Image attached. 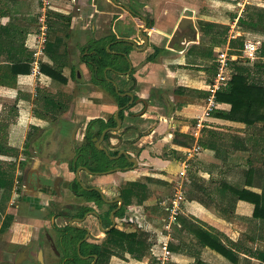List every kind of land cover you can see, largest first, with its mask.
<instances>
[{"label":"crops","instance_id":"0c3cea01","mask_svg":"<svg viewBox=\"0 0 264 264\" xmlns=\"http://www.w3.org/2000/svg\"><path fill=\"white\" fill-rule=\"evenodd\" d=\"M35 1L37 2V0ZM24 3V0L9 2V8H6L4 13L0 6V31L3 30L0 33V66L12 65L10 62H19L21 55L32 54L31 50L26 52V38L21 39V32L24 35L28 33V37L33 39L36 31L35 25L30 24L26 20L27 17H24L21 12ZM60 3V0H55V7L59 12L52 13L61 14L66 19L58 20L54 15L53 31L42 65L64 67L63 75L68 84L57 82L41 71L40 75L19 76L16 89L0 88V108L16 106L19 112L18 118L9 130V145L20 152L17 171L11 177L15 183L13 199L21 195V192L17 191L16 184L19 183L21 165L24 163L23 157H25L24 150L31 128H34L37 134H41L39 137L41 142H38L36 147L40 159L34 166L33 174L46 179H55L54 186L51 187L47 183L39 186L33 185L34 189L27 196L29 198L27 205L34 208L32 210L41 211L44 214L41 219H33L26 212L23 215L25 217H21L20 203L16 204L17 201L12 200L11 205L16 204L17 206H12L13 208H9L6 213L14 219L9 229L4 234H0V238L9 231L13 232L9 242L12 246L16 245L18 248L25 249L29 256L33 241L38 235L37 231L45 227V217L54 215L52 212L55 211H50V206L57 208L58 205L64 203H67L65 204L67 208L76 209V213L82 212L83 214L85 208L92 212L88 213L84 221L79 218L73 221L72 218L76 213L68 215L69 217H63L61 213L54 215L55 223H58L60 219L65 220L63 225L58 224L57 229H64L75 224L73 226L86 227L89 230L93 228L91 239L95 236H99V239L103 232L106 235L108 232L105 230L108 229L103 231L97 229L96 219L92 217L96 216L94 215L96 210L93 209H96V205L100 206L102 202L97 200L96 196V198L78 196L73 190L76 180L68 181V178H65L68 185L67 188L64 187L63 172L69 166L64 157L69 152L68 139L72 142L74 140L83 142L77 149L78 154L75 160L73 159V162L75 161L74 169L77 170L75 179H77L81 190L97 192L94 190L97 188L103 194L104 192L111 194L114 190L117 191V195L122 194L119 197L123 199L124 208L128 204L136 203L140 208L144 207L146 201L151 197L148 192V199L143 204L139 203L136 184L145 185V182H137V178L142 177L143 174L146 177H154V173L149 174L150 171H157L161 177L171 173H173L171 176H176L180 170V162L184 160V152L190 149L194 143L191 133L201 119L205 128L202 131L199 144L201 143L200 146L203 150L200 156L192 162L189 170L187 202L185 213L182 216L199 222L200 226L207 230L212 228L236 243H240L236 238L239 233H242L240 235L245 239L240 243L239 264H261L253 255H250V252L264 251L263 249L259 250L260 235L257 234L256 238L248 236L249 229L247 228L251 223L257 225V231L260 226L264 228V222L254 219L255 206L244 201L234 200L230 193H218V188L223 182L233 185V182L239 181L238 178L233 180L235 179L233 175V178L230 177L232 171L240 169L242 166L240 162L236 163L234 158L237 157L239 160L240 157L246 156L247 160V155L251 150L249 148L251 141L254 149L253 140L256 138L260 141L261 139L255 137L253 132L240 131L248 130L246 125L213 115L214 112H229L231 105L216 100L212 83L217 73L211 74L212 72L209 73L207 70L213 71L217 66L219 54L224 53L235 58L230 67L232 78L235 73L242 71L248 76L250 83L264 86V0H69V4H64L65 7L60 6ZM124 6H127L133 13L124 9ZM26 7L34 12L39 5L38 3L35 5L34 0H28L25 4ZM145 26L147 29L144 31L146 33L144 35L148 39V46L141 38V32ZM88 36L91 37L88 44H83ZM11 38L14 39L12 45H10ZM245 41L258 44L254 61L242 57L241 51ZM95 43L105 45L108 53L112 56L109 59L112 65L104 71L107 81L115 86L116 92L118 91L117 93L123 99H130L128 104L132 99L127 94H133L135 97V103L126 109L128 112L125 120H120L122 131H118L120 132V138H117L118 143L111 145L106 140L107 133L100 144L108 154L104 150H98L97 142L105 131L112 129L109 126L113 120H116V115L121 108L117 99L98 80V72H93L82 61L85 56L84 49ZM10 58L13 60L11 61ZM74 74H77L78 77L74 78ZM72 80L77 83H72ZM4 89L7 90V93ZM74 89H78L76 94L80 95L78 98L71 97ZM55 91L56 93L52 96V92ZM42 94L44 95L42 96ZM39 95H41L39 104L41 103L42 108L40 113L32 111L34 98ZM55 95L59 96L55 97ZM50 96L55 99L58 106L48 112L47 103L50 102ZM52 117L58 119L57 130L59 128V132L70 135V138H66L62 148L55 145L49 147L46 145V141L42 140L44 134H47L44 122H49ZM74 121L78 126L70 129L72 127L70 122ZM96 121L105 122L107 127L99 123L91 126ZM62 127L66 130H61ZM89 127L92 129L93 135L102 131L101 136L94 137L92 142L98 152L104 153L112 161L109 165L103 162V167L107 164L108 170L101 174L105 173L106 175L91 174L93 172L89 169L99 167V165L96 161H93L94 164L91 161L86 163V159L83 157L87 152L82 149L86 147L87 150L89 145L87 142ZM118 132L110 131L109 133ZM176 138L184 143H176ZM122 139L126 141L124 144L129 147L122 145ZM258 149L260 154L264 153L263 146L260 145ZM124 152L128 154L130 160L137 161V166L125 156ZM115 153L118 155L114 156ZM165 154L167 156L163 157ZM169 158H174V160ZM0 159L16 161L7 157H0ZM83 161L84 163H82ZM78 162L80 163L78 164ZM125 163L132 166L114 167L125 165ZM173 164L176 165V168ZM86 174L93 178L108 176L111 182L103 180L102 183L100 182L101 184L87 186L83 182L86 179ZM120 180L125 181L124 187L118 184ZM168 181H171V178ZM112 182L113 185H111ZM81 190H78L79 193ZM68 191L77 202L68 203L65 200ZM99 195L101 196L100 193ZM38 197L40 200L37 199ZM19 198L21 202V196ZM88 201L94 203L88 204ZM219 205H223L229 210L220 211ZM4 220L5 218L0 222V227ZM116 228L123 232L122 227ZM180 228L184 230L182 225ZM57 229L54 230L56 246ZM96 230H98V234ZM174 232L170 249L171 245H175ZM91 239L85 242L100 244L90 241ZM194 242V247L199 248L198 254L201 255L204 262H206L205 256L218 255L208 248H201L196 239ZM251 244L258 245V247L251 248ZM171 251L173 252V264H194L190 262L191 258L186 253L184 255V253H176L172 249ZM194 252H197L196 249ZM150 256L151 254H147L142 261H137L128 254L125 255V258L114 256L112 257L114 259L111 258L109 263L103 264H131V261L136 264H145ZM219 256L217 257L220 264H232ZM38 258L40 261L41 256L39 255ZM84 259L86 260V257ZM28 261H31L30 257L26 260V262ZM209 263L214 264L210 261Z\"/></svg>","mask_w":264,"mask_h":264},{"label":"trees","instance_id":"16d2710c","mask_svg":"<svg viewBox=\"0 0 264 264\" xmlns=\"http://www.w3.org/2000/svg\"><path fill=\"white\" fill-rule=\"evenodd\" d=\"M16 0H0L1 11L8 7L9 2H14ZM39 10V7L35 12ZM55 17L58 20L66 19L61 14L50 13L51 19ZM50 21V30L52 31L53 26ZM150 25V23H149ZM146 34V33H145ZM51 35V32H50ZM50 39V36H49ZM13 38H11L10 45L13 44ZM48 45V44H47ZM47 50V48H46ZM83 54L85 56L82 61L85 62L93 72H98V80H100L105 87V89L110 92L118 101L119 107L124 108L128 102L129 98L123 99L117 92L113 84H110L104 76V71L112 64L109 59L112 57L108 53L105 45L101 43L91 44L84 49ZM12 61L13 59L10 58ZM33 62L32 54L21 55L19 62H10L12 65L0 66V88L6 89H16L17 81L19 76L31 75ZM64 67H49L48 65L41 64V71L43 74L47 75L51 79L60 82L64 85L68 84L67 79L63 75ZM127 66V70H128ZM121 70V69H120ZM211 74L217 73V66L214 67L213 71L207 70ZM77 74H74V78H77ZM7 93V90L4 89ZM52 96H50V102L47 103L48 112L50 109H54L58 104L55 103ZM216 100L218 102L227 103L231 105V110L229 112H214L213 115L220 117L221 119L242 123L248 128L255 131L254 136L259 137L264 140V86L250 83L248 76L242 72L238 71L233 76L230 85L225 90H222L216 94ZM128 110H123L120 114V120L124 121ZM18 108L16 106L0 108V157H7L15 159L14 162H7L0 159V222L5 218L2 227H0V234H4L10 227L13 217L7 215V205L12 199L14 190V181L11 177L16 173L18 168V158L20 156L19 150L12 148L9 145V130L12 124L18 118ZM99 123L102 126H106L103 121H96L91 124L94 125ZM90 126V127H91ZM116 120H113L109 127H116ZM89 127V132L87 134V142L90 148V154L85 153L86 161H96L99 167H91L89 170L94 173H101L108 170V166L112 161L105 156L104 153H100L95 148L92 139L94 137H100L102 131L97 135L91 133V128ZM107 127V126H106ZM112 133L106 136V139L112 137ZM176 143H184L179 138H176ZM201 145V143H200ZM264 150V148H263ZM103 155L104 159L101 160L100 155ZM115 153L114 156H117ZM261 162V167L250 168L245 174V181L238 185H231L229 183L223 182L218 188V193L221 194L230 193L232 198L236 201H244L255 206L254 219L264 222V153L258 157ZM257 159V160H258ZM103 162L107 164L103 167ZM107 166V167H106ZM10 179V180H9ZM138 191L139 203L143 204L148 199V191L145 185L136 184ZM80 185L77 181L74 183L73 190L78 196H84L90 198L93 196L97 197V200L103 203L99 193L97 192H86L81 190ZM96 196V197H95ZM128 204V202H127ZM219 210L226 212L229 210L223 205H219ZM124 212V211H123ZM123 212L119 213L118 216H122ZM180 223L183 229L191 234L198 242L201 248H208L217 254L221 255L223 258L231 262L232 264H239L238 254L241 252L240 243L233 242L229 238L222 235L220 232L210 228L209 230L200 226L199 222H195L192 219L186 218L185 216L180 217ZM58 241L57 247L61 253V264H90L89 261L85 260L84 257L90 255L92 260L97 256L96 264L109 263V260L114 257H123L128 254L132 256L137 261H142L148 254L149 244L148 238L145 236H139V233L121 232L117 229H112L106 234V240L100 244H91L85 242L81 245L80 253L78 252V244L85 238L86 233L79 229H74L72 227H66L64 229H57ZM171 249L179 253L180 248L175 245H171ZM122 253V254H121ZM250 255L264 264V251L250 252ZM91 260V261H92ZM196 264H209L204 262L200 258L197 260Z\"/></svg>","mask_w":264,"mask_h":264},{"label":"rangeland","instance_id":"374dc122","mask_svg":"<svg viewBox=\"0 0 264 264\" xmlns=\"http://www.w3.org/2000/svg\"><path fill=\"white\" fill-rule=\"evenodd\" d=\"M28 0H24V4H23V7H21V12L23 13L24 17H27V21L32 24V25H35L34 27L37 28V19H36V12L34 11H30L27 9V7L25 8V4L27 3ZM32 1V0H31ZM69 0H60V6H64L65 3L69 4L68 3ZM35 2V5H37L38 2ZM66 4V5H67ZM65 7V6H64ZM33 12V13H32ZM27 14V15H25ZM238 14V12H237ZM55 21H53V19H51V23L54 24ZM51 24V25H52ZM3 30L1 29L0 33L2 32ZM53 31V30H52ZM52 31L50 30V32L52 33ZM29 34L26 33V35H24L22 32H21V39L23 38H26V52H29L28 50H30L31 48V44H32V38L31 37H28ZM51 36V35H50ZM35 39V38H34ZM84 39V38H83ZM91 39L90 36H88L87 39H85L84 41L81 39V41H83V44H88L89 40ZM74 49V48H73ZM76 69L78 70V66L76 67ZM74 82V84H76L77 82H75L74 80H72V83ZM73 87V86H72ZM79 88V87H77ZM69 90V89H68ZM78 89H74L73 91V94L71 95V97L73 98H78L80 95H76L77 94V91ZM72 92V91H71ZM56 93L55 92H52V96H54V94ZM41 94V93H39ZM45 94V93H44ZM42 94V96L44 95ZM66 94V93H65ZM47 95V93H46ZM41 95L37 96L35 99V101L33 102V109L32 111H37V112H42V108L39 104V98H40ZM59 95H55V97H58ZM54 97V98H55ZM77 119V118H75ZM57 122H58V119L55 117H52L49 119V122H44V125H45V129L47 130V134H44V138H42V140L44 139L46 141V145L47 146H52V145H55V146H58V148H62L63 145H64V142H66V138H70V135H66V133H62V132H59V128L57 130ZM64 124L65 122L62 121ZM72 127L70 129H73L75 128L76 126H78V124L74 121V122H70ZM148 124V123H147ZM150 126V125H149ZM65 127V125H64ZM69 129V128H68ZM61 130H66L65 128L62 127ZM92 130V129H91ZM90 130V131H91ZM34 128H31L30 131H29V137H28V140H27V144H26V148L24 150V156L23 157V161L24 163H22L21 165V175H20V179H19V183L18 185L16 184V187H17V191H20L21 192V202L19 201V197L18 196L17 198L15 197L12 200L14 201H17L16 204H18V202L20 203L19 205H21V217H25L23 216L26 213H28L33 219H41L44 217V214L41 212V211H35V210H32L34 208H31L30 205H27L28 203V199L27 196L28 194H30V192L34 189L32 188L33 185H36V186H39L41 184H44V183H47L49 184L51 187L54 186V180L53 178H49V179H46L45 177H33V172H35L34 170V166L36 165L37 161L40 159V156H38L37 154V144H38V140H40L39 137H41V134L38 133L37 134V131H35ZM122 131V130H121ZM120 131V132H121ZM240 131H245L244 133H246L247 131L248 132H253V135L255 133V131L251 128H249L248 130L247 129H244V130H240ZM120 132L112 135L113 136V141H112V138L110 140V144H117L118 141H117V138H120ZM62 133V134H61ZM42 134V136H43ZM261 139V138H260ZM250 140H253V139H250ZM123 141V139L121 140ZM113 142V143H112ZM126 141H123L122 142V145L125 146V147H129L127 144H124ZM253 142L255 143V147L254 149L252 148V141H251V145H249L250 147V154L247 155V160H246V156H243V157H240L239 160H237V157H235L234 159H236V163L237 161L240 162L242 164V166L240 167V169H236L234 171H232L230 173V177L231 178H235L233 180H236L237 178L239 179V181L237 182H233V185H238L239 183L241 184L242 180L245 179V174L247 173V169L249 168H259L261 167V162L260 160L258 159V157H260L262 154H260V150L258 149L261 146H263L264 148V140L261 139L260 141H258V139H254ZM68 143V149H69V152L67 154L64 155L65 157V161L69 164V166H67L65 169H64V187L67 188V185H68V181H73L75 180V173H76V169H74V162H73V159L75 160L77 154H78V150L79 149V146L83 144V142H77L76 140H74L72 142V140L68 139L67 141ZM261 143V144H260ZM86 144V143H85ZM60 145V146H59ZM82 151H86L88 154H90V151H89V146L86 150V147H84L82 149ZM263 151V150H262ZM135 152H137V150H135ZM101 158H103L104 156L99 154ZM167 156V154H165L163 157ZM55 157V156H54ZM59 157H61L59 155ZM173 157V156H172ZM174 157L176 158V156L174 155ZM63 158V157H61ZM83 158V157H82ZM169 159H173L174 158H169ZM258 159V160H257ZM7 160V159H6ZM19 161V159H18ZM18 161H17V164H18ZM91 163H93V160H91ZM7 162H10V160ZM14 162V161H12ZM81 162V161H80ZM78 162V164L80 163ZM84 163V161L82 162ZM86 163H88L86 161ZM94 164V163H93ZM77 167L79 165H76ZM125 166H128V167H131L132 165H129L127 163H125V165H122V166H114L115 168H122V167H125ZM174 168H176V165L173 164ZM140 167V166H139ZM138 167V168H139ZM68 168H69V171H68ZM55 170V169H54ZM52 170V171H54ZM154 173V177H146L145 174H143L142 177L140 178H137V182H145V186L146 188L148 189V192H150V200L146 201V204L145 206H141L140 207V210H138L139 212H141L143 215H146L148 216L149 219H151L152 223H157L156 226L158 228V230L160 231H163L162 230V227L159 225V221H160V216H159V202L164 200V199H167L169 198L170 196H172L174 194V191H173V185L175 184L174 183V179H175V175L171 176V174L169 175H166L165 177H161V174H159L157 171H150L149 174H152ZM233 175V177H232ZM18 176V175H17ZM82 176V175H81ZM16 178V177H15ZM65 178H68V181H66ZM85 181L84 184L87 185V186H90V185H98V184H101L103 180H106V182H111V179L107 176L106 178L104 177H97V178H93V177H88V175L86 174L85 175ZM146 178H149L148 180ZM171 178V181H168L170 180ZM26 181V182H25ZM30 182V183H29ZM101 182V183H100ZM74 183V182H73ZM26 184V186H25ZM118 184H121L122 187L125 186V181L124 180H120L118 182ZM28 185V186H27ZM113 185V182L112 184ZM100 186H104V185H100ZM25 188H27L25 190ZM69 193H66L65 195V200H67L68 203H74V202H77L75 199H73L72 195L70 194V191H68ZM1 193V192H0ZM187 194H188V191L186 193V197H187ZM221 194V193H219ZM104 195L106 196V198H113L115 195H117V191L115 192L114 190H112V193H108V192H104ZM122 195V194H121ZM121 195H118V196H121ZM38 200H40V197L37 198ZM11 201L9 202L8 206H7V210L10 208H13L12 206H17L16 204L14 205H11ZM135 202V201H134ZM26 203V204H25ZM52 203V202H51ZM136 203V202H135ZM65 204L67 203H64L63 205H58L57 208H55V206L51 209L50 211H55V212H52V214L54 215H57V214H62L63 217H69L68 215H73L74 213H76V209H69L65 206ZM121 205V204H120ZM134 205L137 206V203L136 204H128L126 208H124V212L123 214L125 213L126 216L128 217L130 215V213L132 212V210L134 209ZM64 206L67 208L64 209ZM139 206V205H138ZM137 206V207H138ZM76 208H78L77 206H75ZM55 208V209H54ZM57 209V210H56ZM30 211V212H29ZM29 215H27L28 217H30ZM54 215H50L49 217H45V221L46 223L44 224L45 227H42V229H40V231L38 230L36 234L37 237H36V240L33 241V247L31 248V251H30V254L29 256L24 255L22 256V260H21V264H61V253L59 252V250L57 249V246L55 245V232L54 230L58 227V224H61L63 225L65 220L64 219H60L58 220V223H55V218H54ZM34 217H37V218H34ZM109 225H106V228H108ZM181 224L177 226L176 230H175V245L178 246L180 249L179 253L180 254H183L185 255H189L188 257L191 258V261L190 262H193L194 264L197 263V260L200 258L201 259V255H199V248H196L194 247V240L195 238L191 235V234H188L186 231L182 230L180 228ZM125 227V226H123ZM247 228L249 229L248 230V236H252L253 238H256V235L259 234L260 235V243H261V246H259V250L260 249H263L264 250V228L263 226H260V229L257 231V225H255L254 223H251V225ZM114 229H117L116 227ZM125 230H123V232L125 233H130L127 228H124ZM97 234H98V230H96ZM139 236H142L143 238L145 236H147L148 238V243H149V251H148V254L150 255L152 253V251L155 249H158L162 242H163V236L162 235H159L158 233H156L155 235L153 234H146V233H142V232H138ZM242 234V233H239V235ZM237 236V240L238 242L242 243L241 241L245 238H243V236ZM13 236V232L9 231L6 235L2 236L0 238V264H17L18 261H19V248L15 245V246H12V244L9 242V240L11 239V237ZM93 239V240H92ZM90 241L92 242H103L104 239H106V235L104 234V232L100 235V238H92ZM241 239V240H240ZM57 241V240H56ZM54 242V244H53ZM199 247V246H198ZM258 247L257 246H254L251 244V248H256ZM194 249H196L197 252H194ZM122 254V253H121ZM201 254V253H200ZM41 256L40 258V261L38 260V256ZM217 255V254H216ZM219 256V254L217 255ZM213 255V256H205L204 260L206 262L209 263L210 262H213L214 264H220V260L218 259V257ZM28 257H30L31 261H28L26 262V260L28 259ZM220 258H223L222 256H219ZM203 258V257H202ZM26 259V260H25ZM114 258H112L113 260ZM118 259H121V258H118ZM225 259V258H223ZM111 260V262H112ZM122 261H125V262H129V261H126V260H123L121 259ZM146 260V259H145ZM144 260V261H145ZM202 260V259H201ZM219 260V262H218ZM195 261V262H194ZM93 261H89L90 264H93L92 263ZM20 264V263H19ZM131 264H136L135 262L131 261ZM210 264V263H209Z\"/></svg>","mask_w":264,"mask_h":264},{"label":"built area","instance_id":"2783aa9c","mask_svg":"<svg viewBox=\"0 0 264 264\" xmlns=\"http://www.w3.org/2000/svg\"><path fill=\"white\" fill-rule=\"evenodd\" d=\"M75 1V0H72ZM39 10L36 12L37 28L34 33L31 44V52L33 62L31 64V75L41 74V64L45 56L47 44L50 36V13L59 12L55 7V0H37ZM35 38V39H34ZM258 44L251 41H245L242 52V57L254 61L256 59ZM235 58L229 57L227 54L220 53L217 61V75L212 83L214 96L229 87L232 80L231 62ZM214 99V97H212ZM209 116V114H207ZM205 128L204 122L200 119L195 125V129L191 133L194 143L190 149L184 152V160L180 162V170L174 179L173 191L174 194L167 199L159 202V225L163 231L158 230L156 224L152 223L148 216L143 215L139 207L134 206V209L127 217L124 213L116 220V227L127 228L129 232L137 231L146 234L155 235L158 233L163 236V242L158 249L152 251L151 256L145 264H173V252L170 249L172 242V234L174 229L180 225V217L185 213V205L187 202V189L190 181L189 170L191 164L195 161L202 152V147L199 142L202 138V131ZM125 226V227H123Z\"/></svg>","mask_w":264,"mask_h":264},{"label":"flooded vegetation","instance_id":"af4514ba","mask_svg":"<svg viewBox=\"0 0 264 264\" xmlns=\"http://www.w3.org/2000/svg\"><path fill=\"white\" fill-rule=\"evenodd\" d=\"M111 128H116V127H111ZM108 134H110L109 132H108ZM107 134V135H108ZM113 135L114 134H116V133H112ZM113 137V136H112ZM111 137V138H112ZM107 140V139H106ZM108 141L110 142V138L108 139ZM38 142L40 143L41 142V140H38ZM77 171V170H76ZM83 171V170H82ZM94 173V172H93ZM95 174H101V173H95ZM33 175V177H35V178H37L38 176H36V175H34V174H32ZM76 181H77V179H75ZM26 182V181H25ZM30 183V182H29ZM25 186H26V184H25ZM28 186V185H27ZM27 188H25V190H26ZM28 190V189H27ZM105 196V195H104ZM101 197V196H100ZM101 199H102V201H103V203H101L100 204V206H98V205H96L95 207H96V209H93L94 211L96 210V214H94V215H96V216H92V217H95V219H96V226H97V229H99V230H101V231H103L104 229H106V225H109L108 226V228L107 229H110L112 226H114V228L117 226L116 225V220H117V218L119 217L118 216V214L119 213H121V212H123L124 211V206H123V204H124V202L121 204L118 200L119 199H121L118 195H115L113 198H106V196H105V199H103L102 197H101ZM123 200V199H122ZM90 203H94V202H92V201H88V204H90ZM121 204V205H120ZM85 207H83V209H84ZM86 209V210H85ZM84 210V212H83V214H82V212H79V213H76V214H74V217L72 218V220L73 221H75L74 219H81V220H85L86 219V217H87V215H88V213L89 212H92V210H88V208H85ZM118 209H120L119 211H118ZM80 210H82V209H80ZM80 214H82V215H80ZM73 225H75V224H72V225H69V227H72V228H77V229H79V230H81V231H84L85 233H86V236H85V238L83 239V240H85L86 238H87V235L89 236V238L88 239H91V237H92V231L94 230L93 228L91 229V230H89V229H87L86 227H77V226H73ZM57 229V228H56ZM99 236H95L94 238H98ZM82 240V241H83ZM81 241V242H82ZM27 254V251L25 250V249H23V248H19V254H18V256H19V261H18V263L17 264H21V260H22V256H24V255H26ZM91 256L92 255H90V256H88V257H86V260L87 261H89V260H92V258H91ZM93 262H95L96 263V260H95V258H94V260H92ZM92 262V263H93Z\"/></svg>","mask_w":264,"mask_h":264},{"label":"water","instance_id":"95a60500","mask_svg":"<svg viewBox=\"0 0 264 264\" xmlns=\"http://www.w3.org/2000/svg\"><path fill=\"white\" fill-rule=\"evenodd\" d=\"M124 9H126V10H128L131 14L133 13L127 6H124L123 7ZM147 29V26H145V28L142 30V32H141V38L144 40V42H145V45L146 46H148V39H147V37L144 35V31ZM118 92V91H117ZM127 96H129L132 100H131V102H130V104H128L125 108H121L119 111H118V113H117V115H116V122H117V128H112V129H109V130H107V131H105V133L102 135V137H101V139L97 142V140H96V142H97V148H98V150H104V151H106L105 149H102L101 148V146H100V144H101V142H103V140H104V137H105V135L108 133V132H110V131H113V132H118V131H120L121 130V128H122V123H121V121H120V111L121 110H124V109H127V108H129L131 105H133L134 103H135V97L133 96V94H127ZM106 153L108 154V152L106 151ZM124 154H125V156L129 159V157H128V154L127 153H125L124 152ZM112 159H115V158H112ZM130 160V159H129ZM131 162H133L134 164H135V166H137V161H134V160H130ZM86 171H88V172H90L88 169H85ZM91 173V172H90ZM91 174H94V173H91ZM94 175H106L105 173L104 174H94ZM78 182L80 183L81 181H80V179L78 178ZM95 191H97V192H99L100 194H101V196H102V198L103 199H105V197H104V194H103V192L100 190V189H94ZM92 191V190H91ZM121 204L123 203V200L122 199H119L118 200ZM120 209H118V211H119ZM79 222H81L80 220H79ZM112 229H114V226H112L110 229H108V230H105L106 232H110ZM88 238H89V236H87V238L85 239V240H83L79 245H78V252L80 253V249H81V245H82V243L83 242H85V241H87L88 240ZM97 256H95V260L97 261ZM93 264H96L95 262L93 263Z\"/></svg>","mask_w":264,"mask_h":264}]
</instances>
